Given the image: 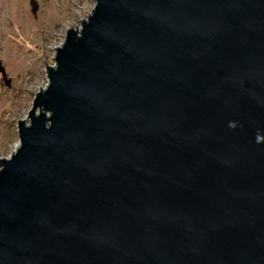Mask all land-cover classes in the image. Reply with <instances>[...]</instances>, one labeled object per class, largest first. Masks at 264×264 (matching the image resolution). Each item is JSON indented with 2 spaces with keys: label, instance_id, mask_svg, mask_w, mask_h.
Returning a JSON list of instances; mask_svg holds the SVG:
<instances>
[{
  "label": "water",
  "instance_id": "water-1",
  "mask_svg": "<svg viewBox=\"0 0 264 264\" xmlns=\"http://www.w3.org/2000/svg\"><path fill=\"white\" fill-rule=\"evenodd\" d=\"M87 1L0 159V264H264V0Z\"/></svg>",
  "mask_w": 264,
  "mask_h": 264
},
{
  "label": "rangeland",
  "instance_id": "rangeland-1",
  "mask_svg": "<svg viewBox=\"0 0 264 264\" xmlns=\"http://www.w3.org/2000/svg\"><path fill=\"white\" fill-rule=\"evenodd\" d=\"M36 14L29 0H0V159L14 139L13 124L25 121L24 113L41 87L40 62L50 66L60 37L83 19L87 0H36Z\"/></svg>",
  "mask_w": 264,
  "mask_h": 264
},
{
  "label": "trees",
  "instance_id": "trees-1",
  "mask_svg": "<svg viewBox=\"0 0 264 264\" xmlns=\"http://www.w3.org/2000/svg\"><path fill=\"white\" fill-rule=\"evenodd\" d=\"M40 91H42V90H40Z\"/></svg>",
  "mask_w": 264,
  "mask_h": 264
}]
</instances>
